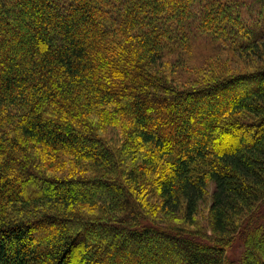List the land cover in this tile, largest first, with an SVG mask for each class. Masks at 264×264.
<instances>
[{"label": "trees", "instance_id": "16d2710c", "mask_svg": "<svg viewBox=\"0 0 264 264\" xmlns=\"http://www.w3.org/2000/svg\"><path fill=\"white\" fill-rule=\"evenodd\" d=\"M0 264H264V0H0Z\"/></svg>", "mask_w": 264, "mask_h": 264}, {"label": "rangeland", "instance_id": "374dc122", "mask_svg": "<svg viewBox=\"0 0 264 264\" xmlns=\"http://www.w3.org/2000/svg\"><path fill=\"white\" fill-rule=\"evenodd\" d=\"M224 61L227 62L228 66H230L231 68L235 69V70H240V69H245V65L242 62V59L236 56H226L224 58ZM213 191V187L210 188V192L212 193ZM210 203V201H208V204ZM209 206V205H208ZM207 209V208H206ZM242 251V247L240 243L235 244V246L230 249L228 251V254L231 256L232 260H236L238 259L240 253Z\"/></svg>", "mask_w": 264, "mask_h": 264}]
</instances>
